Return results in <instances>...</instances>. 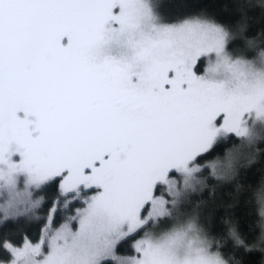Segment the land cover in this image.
Masks as SVG:
<instances>
[{"label":"snow or ice","instance_id":"snow-or-ice-1","mask_svg":"<svg viewBox=\"0 0 264 264\" xmlns=\"http://www.w3.org/2000/svg\"><path fill=\"white\" fill-rule=\"evenodd\" d=\"M0 0V264H264V0Z\"/></svg>","mask_w":264,"mask_h":264},{"label":"trees","instance_id":"trees-1","mask_svg":"<svg viewBox=\"0 0 264 264\" xmlns=\"http://www.w3.org/2000/svg\"><path fill=\"white\" fill-rule=\"evenodd\" d=\"M165 12L178 10L179 5L185 2V0H162Z\"/></svg>","mask_w":264,"mask_h":264}]
</instances>
